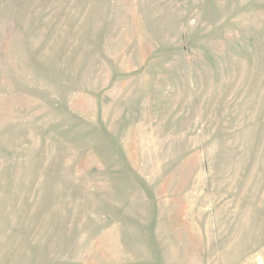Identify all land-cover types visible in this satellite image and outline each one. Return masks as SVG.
Wrapping results in <instances>:
<instances>
[{
	"label": "rangeland",
	"instance_id": "rangeland-1",
	"mask_svg": "<svg viewBox=\"0 0 264 264\" xmlns=\"http://www.w3.org/2000/svg\"><path fill=\"white\" fill-rule=\"evenodd\" d=\"M0 264H264V0H0Z\"/></svg>",
	"mask_w": 264,
	"mask_h": 264
}]
</instances>
